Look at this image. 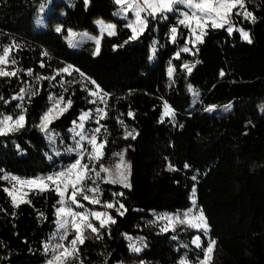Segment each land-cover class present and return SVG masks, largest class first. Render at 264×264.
<instances>
[{
  "label": "trees",
  "instance_id": "obj_1",
  "mask_svg": "<svg viewBox=\"0 0 264 264\" xmlns=\"http://www.w3.org/2000/svg\"><path fill=\"white\" fill-rule=\"evenodd\" d=\"M39 1L0 0V52L15 44L10 58L17 63L6 70H22L0 77V114L19 115L17 105L27 109L25 127L0 136V264H46L51 259V247L60 242L59 197L30 190L26 199L31 203L14 207L4 191L12 188L5 177L47 176L74 162L77 153L67 149L76 148L73 122L85 112L90 113L85 136L103 125L98 139L106 136L108 143L101 163L112 168L119 162L115 154L124 152L130 170L122 171L128 172L131 187L101 180V204L80 201L85 209L108 212L116 223L101 229L100 239L87 233L75 264H180L181 259L199 264L206 243L192 246L197 229L177 223L175 230L161 231L168 221L159 217L183 219L189 210L192 215L202 210L206 217L210 241H216L212 264H264V0H246L255 23L233 15V26L249 32L251 43L223 28L209 29L195 47L187 43L188 30L176 13L148 17L147 28L133 41L116 16L114 0H89L87 6L84 0H57L53 21L63 35L67 30L96 33V20L116 24V35L102 38L99 55L92 42L74 51L54 29L33 31ZM172 27L178 29L175 43ZM185 46L191 51L183 52ZM67 65L95 80L100 96L108 94L104 101L89 95L96 85L79 73L56 74ZM184 65H194L191 73ZM189 86L196 93L194 103ZM22 88L29 91L21 93ZM32 91L37 95L31 96ZM19 95L24 99H12ZM61 95L65 103L72 100L71 107L47 132L41 131V117L53 107L49 97ZM165 103L174 115H164ZM98 108L107 112L99 124ZM128 131L136 138H125ZM90 149L86 145L85 162ZM121 192L123 196L113 195ZM104 202L116 208L123 204L124 214L105 208ZM132 244L141 251H133Z\"/></svg>",
  "mask_w": 264,
  "mask_h": 264
},
{
  "label": "snow or ice",
  "instance_id": "obj_2",
  "mask_svg": "<svg viewBox=\"0 0 264 264\" xmlns=\"http://www.w3.org/2000/svg\"><path fill=\"white\" fill-rule=\"evenodd\" d=\"M114 2L119 6V13L127 17L129 12L134 13V20L129 21L126 25L131 29V36L129 40H137L141 34L145 31L148 26V17L155 18L160 15L163 18V14L173 12L175 6L178 4L185 5L190 12H183V18L179 20V24L188 30L189 39L187 43L192 44L195 47L198 43H203V38L207 35L209 29H223L226 26V30L231 34L234 30L239 31L242 38L249 43H251V38L249 32L243 29H234L233 26V15L239 17L243 16L245 19L250 20L255 23L256 17L251 11L247 10L246 0H114ZM87 6L89 0H84ZM145 13L146 15H142ZM104 30L107 31L108 35H116L115 25L108 24L103 26ZM55 31L60 33L62 31L61 27L57 26ZM76 33L68 30L67 40L70 46H75L73 40L76 37ZM178 35L177 27L171 28V39L175 43ZM96 50L95 55L100 54V39L96 38ZM128 43V41H125ZM123 45H121L122 47ZM15 47V44L5 45L0 52V77H11L17 76L21 69H15L13 71H7L6 67L9 65H15L17 61L11 57V50ZM183 52H189L191 49L185 46L182 49ZM47 56V52L44 53ZM177 58H179V53H177ZM40 67H45L44 63L41 62ZM189 73L192 71L193 66L184 65ZM174 69L169 67L168 75L172 77ZM73 72L79 73L81 77H84L91 84L96 85V81L87 77L78 68H73L72 65H67L57 71V75L61 73H67L72 75ZM29 76L33 75L31 69L27 70ZM37 80H54L55 76L52 77H42L37 76ZM63 86V82H61ZM96 91L89 90V95L93 97H99L103 102L104 98L108 95L104 93L100 96L99 85H96ZM21 93L28 92V89H21ZM67 91V89H65ZM31 96L37 95V92H30ZM13 100H23L24 95L13 96ZM53 100V107L50 108L42 117L40 122L41 131L47 132L49 130V125L56 119H59L72 105V100L68 99L65 103L64 97L61 95L59 98L49 97ZM0 100H4L3 96H0ZM95 103V101H92ZM9 103V101H5ZM63 105V106H62ZM21 108L19 115L13 117L12 115L0 114V136L7 135L12 132H17L23 129L26 125V115L27 109L23 105H17ZM164 115H174L170 106L165 103ZM211 110V109H209ZM96 112L100 114V118L96 120L99 124L100 120L107 117V112L103 108L96 109ZM128 116L133 117L134 113L129 111ZM90 113L85 112L79 119L80 123L76 125L80 132H76V135L80 137V141L87 140V144L91 146L90 151L87 152L85 162V151L84 146L77 141L76 148L67 149L68 152L75 151L77 153V159L70 163L68 166L60 171L53 172L47 176H39L35 178L23 179L16 176L7 177L12 183V188H5L4 191L11 197V202L14 207H18L20 203H31L30 200L26 199L28 192L22 191L25 187L31 190H36L37 194L53 191L59 197L58 203L61 205L56 209V224L59 233V241L51 247L52 257L48 260V264H75V261L79 258L80 247L83 245L88 238L87 233L94 234L97 239L102 238L100 235L101 229L109 227L110 224L116 223V220L108 213L101 211H91L85 209L84 204L80 201H87L92 205L101 204V188L98 181H103L108 184H120L124 188H130L131 185L128 183V172L122 171L130 170V165L126 164L124 161V152L117 153L115 155L119 156V162L116 163L112 168L105 167L101 163L104 157V149L108 143L106 136L104 139H98V134L101 133L103 125L96 127L93 130V134L90 136L84 135V121L88 120ZM76 123L75 121L73 122ZM121 123H123L121 121ZM75 132V128L72 129ZM106 133V129H105ZM135 139L133 131L126 132V136ZM126 151V150H125ZM59 155V153H57ZM51 159V157H49ZM97 165L99 169L97 170ZM187 167V165H185ZM170 170H174L169 166ZM104 174L103 176L101 174ZM94 174V175H93ZM195 179V177H193ZM91 181L92 187L88 186V182ZM17 185L20 189H17ZM20 192V198L18 201L17 192ZM113 195L123 196V193H113ZM193 195H195V189H193ZM195 203V200H193ZM75 206V207H73ZM107 209L115 208L119 215L124 213L121 209L124 208L123 204H119L116 208L115 204L112 202H104L103 205ZM76 209H84L82 211H77ZM168 221L167 225L161 228V231H168L170 228L175 230V224H186L188 227L201 229L205 234L208 232V224L203 211L200 210L197 215H192V211L189 210L183 214V219L179 215L169 216L164 215L159 217ZM93 221H98L99 226H97ZM72 238L69 240V235ZM175 238V237H174ZM64 241H68L67 244ZM193 244L197 248L201 247L200 237L197 236L193 241ZM216 241L212 240L208 243L207 247L202 249L203 259L199 261V264H212L213 253L215 250ZM130 248L135 252H140L141 248L137 247L135 244L130 245ZM45 251H49V245H45ZM82 264V262H81ZM180 264H190L187 259H181Z\"/></svg>",
  "mask_w": 264,
  "mask_h": 264
},
{
  "label": "rangeland",
  "instance_id": "obj_3",
  "mask_svg": "<svg viewBox=\"0 0 264 264\" xmlns=\"http://www.w3.org/2000/svg\"><path fill=\"white\" fill-rule=\"evenodd\" d=\"M56 1H57V0H40V1H39L40 4H38V7H37V10H36V13H35V15H34V27H33V31L40 32V31L49 30V29H54V30H55L57 26L61 27V26L59 25V23L53 21V18L57 16L56 14H53V15H52V11H53V9H54V7H55ZM185 11L190 12V9H188L185 5L178 4V5L175 6V10H174L173 12L165 13V14H163V15L166 17V15H168V14L176 13L177 16L180 17V18H179V20H180V19L183 18V15H182V14H183V12H185ZM142 15H146V14H145V13H142ZM59 16L62 17L63 14H60ZM116 16H117V18H119L121 21L125 22V23H126L125 25H127V24L129 23V21L134 20V13L129 12V13L127 14V17H125L123 14H120V13H119V8H118V10H117V12H116ZM108 24H113V25H115V31H116V24H115V23H113V22H104V21H102V20H96V21L94 22V27H95V29L97 30L96 33L75 32V31H72V30H71L72 32H74V33L77 34L76 37H75V39L73 40V44H74L75 46H70L69 43H68V40H67L68 30H67V32L63 35V28L61 27L62 31H61L59 34H62L63 41L69 46L70 49H72V50H74V51H81V50H84V49L87 48L89 42L94 43L95 46H96V42H95L96 38L100 39V42H101V40H102V38H103L104 36H107V37H111V36H113V35H108L107 31H105L104 28H103L104 25H108ZM126 27H127V26H126ZM226 27H227V26H226ZM226 27H225V28H226ZM127 29H129V30L131 31L130 28L127 27ZM234 29H241V28H235V27H234ZM226 31H227V30H226ZM244 31H245V30H244ZM235 32L239 34L241 40L246 41V40H244V39L242 38V36H241V34H240L239 31L234 30L231 34H233V33H235ZM95 50H96V47H95ZM95 50H94V53H95ZM153 52H154V47L151 48V57H152V55H153ZM94 55H95V54H94ZM188 90H189V92H190V94H191V96H192V103H194V102L196 101V93H195V90H194V88H193L192 86H189V87H188ZM213 110H214V109H211V110H209V111L212 112ZM83 114H84V113H82V114L80 115V117H81ZM80 117H79V118H80ZM80 122H81V121H80V119H79V121L76 122V123L74 124V126H73V128H75V132H74V135H75V142L77 143V141H79V142L84 146V149H85V148H86V145H88V144H87V140L80 141V137L76 135V132H80V131H81V129H79L78 127H76V125H78ZM89 146H90V145H89ZM90 147H91V146H90ZM7 177H11V176H6L5 178H6V180L10 183V185H11V187H12V183H13V182H10L9 179H7ZM24 179H26V178H24ZM16 187H17V189H20V186H19V185H17ZM30 190H31V189H29L28 187H25L24 189H22V191H26V192H28V191H30ZM20 194H21V193L18 191V192H17V198H18V201H19V198H20ZM60 206H61V205H60ZM73 207H74V206H73ZM198 213H199V212H197L196 214H193V215H197ZM195 229H196V228H195ZM197 231L199 232V234L195 235V236L193 237L192 241H193L197 236H199V237H200V241H201V246H202L203 242H205V243H206V247H207L208 243L210 242V237H209L208 232H207V234H205L201 229H197ZM59 233H60V231H59L58 234L56 235L57 237H59ZM192 241H191V243H192ZM192 246L195 247V248H197L196 245L193 244V243H192ZM206 247H205V248H206ZM46 264H48V263H46Z\"/></svg>",
  "mask_w": 264,
  "mask_h": 264
}]
</instances>
